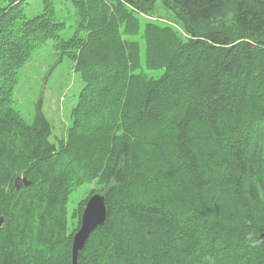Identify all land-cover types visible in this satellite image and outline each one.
Returning a JSON list of instances; mask_svg holds the SVG:
<instances>
[{
    "label": "trees",
    "instance_id": "trees-1",
    "mask_svg": "<svg viewBox=\"0 0 264 264\" xmlns=\"http://www.w3.org/2000/svg\"><path fill=\"white\" fill-rule=\"evenodd\" d=\"M27 1L0 0V264H71L94 192L76 264H264V0H69L67 36L58 0ZM47 41L84 83L60 138L12 106Z\"/></svg>",
    "mask_w": 264,
    "mask_h": 264
},
{
    "label": "rangeland",
    "instance_id": "rangeland-1",
    "mask_svg": "<svg viewBox=\"0 0 264 264\" xmlns=\"http://www.w3.org/2000/svg\"><path fill=\"white\" fill-rule=\"evenodd\" d=\"M39 2L40 0H28L24 11L29 15L36 12L39 10ZM55 9L57 20L65 21L63 35L67 36L74 26L73 7L69 0H58ZM161 21L176 25L171 20L162 19ZM141 51L143 57V42H141ZM147 72L152 76H158L162 71ZM18 74V81L13 90L12 106L30 123L36 106L40 103L44 114L51 122L54 135L59 138L64 137L70 123L71 109L84 84L79 74L73 69L72 61L59 52L52 41H47L37 47L28 61L18 68ZM94 189V182L87 181L69 193L66 203L68 221L79 200L87 197Z\"/></svg>",
    "mask_w": 264,
    "mask_h": 264
},
{
    "label": "water",
    "instance_id": "water-1",
    "mask_svg": "<svg viewBox=\"0 0 264 264\" xmlns=\"http://www.w3.org/2000/svg\"><path fill=\"white\" fill-rule=\"evenodd\" d=\"M16 184V182H15ZM28 185L29 181L25 177L21 179L19 185ZM16 184L17 187H19ZM106 217V206L104 196L99 193L92 194L86 201L81 216L78 229L72 236L71 243V264H76L79 251L84 248L89 236L101 225ZM0 217V225L2 223ZM259 240L264 245V232L259 234Z\"/></svg>",
    "mask_w": 264,
    "mask_h": 264
}]
</instances>
